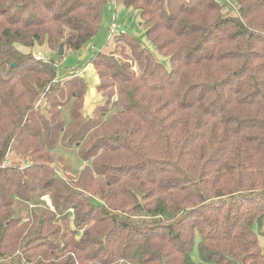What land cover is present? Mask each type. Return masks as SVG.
Segmentation results:
<instances>
[{
  "label": "trees",
  "instance_id": "trees-1",
  "mask_svg": "<svg viewBox=\"0 0 264 264\" xmlns=\"http://www.w3.org/2000/svg\"><path fill=\"white\" fill-rule=\"evenodd\" d=\"M113 1L170 70L113 35L86 115L84 78L16 45L78 51L108 0H0V264H264V0Z\"/></svg>",
  "mask_w": 264,
  "mask_h": 264
},
{
  "label": "rangeland",
  "instance_id": "rangeland-1",
  "mask_svg": "<svg viewBox=\"0 0 264 264\" xmlns=\"http://www.w3.org/2000/svg\"><path fill=\"white\" fill-rule=\"evenodd\" d=\"M226 4V11L230 14H235L237 8L234 0H229ZM111 31L116 32V34L124 32L127 35L136 38L140 45L145 48L158 63L162 64L166 70H170L168 58L160 55L156 48L147 39L144 29L140 26L139 13L134 9H128L120 4H116L113 0H108V6L103 13L101 26L97 34L78 51H64V54H60L59 52L49 49L45 42L41 45H35L32 48L21 45H16V47L23 53L34 54L36 59L53 62L56 68L57 77L61 78L59 80L60 83L65 82V80L75 75L83 77L88 87V91L84 99V113L86 115H90L93 107L102 104L104 101L102 96L96 93L95 90L98 80L91 65V59L93 55L99 51L106 54L113 53L116 56L119 52L117 43L113 40V34ZM60 154L64 157L65 161H59L58 166L62 167L63 164L66 163L72 171L77 170L79 167L81 168V161L78 159L75 151L72 150L68 154L61 152ZM6 160L9 164H22V159L17 157L13 152H9ZM43 199L48 205H50L47 197ZM26 213L27 211L22 209L19 214L20 216H16L24 218ZM198 242L199 236L196 234L194 247L190 254L191 260L196 263L200 261L198 254ZM258 244L264 254V238L258 236Z\"/></svg>",
  "mask_w": 264,
  "mask_h": 264
},
{
  "label": "water",
  "instance_id": "water-1",
  "mask_svg": "<svg viewBox=\"0 0 264 264\" xmlns=\"http://www.w3.org/2000/svg\"><path fill=\"white\" fill-rule=\"evenodd\" d=\"M59 53H60V54L63 53V48H62V47H60V49H59Z\"/></svg>",
  "mask_w": 264,
  "mask_h": 264
},
{
  "label": "built area",
  "instance_id": "built-area-1",
  "mask_svg": "<svg viewBox=\"0 0 264 264\" xmlns=\"http://www.w3.org/2000/svg\"><path fill=\"white\" fill-rule=\"evenodd\" d=\"M227 3L229 2V0H225ZM112 32V34L113 35H115L116 34V32H114V31H111Z\"/></svg>",
  "mask_w": 264,
  "mask_h": 264
},
{
  "label": "crops",
  "instance_id": "crops-1",
  "mask_svg": "<svg viewBox=\"0 0 264 264\" xmlns=\"http://www.w3.org/2000/svg\"><path fill=\"white\" fill-rule=\"evenodd\" d=\"M94 91H95V90H94ZM94 107H95V106H94ZM94 107H93V108H94ZM91 109H92V108H91ZM92 110H93V109H92ZM91 112H92V111H91Z\"/></svg>",
  "mask_w": 264,
  "mask_h": 264
}]
</instances>
